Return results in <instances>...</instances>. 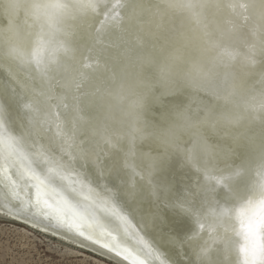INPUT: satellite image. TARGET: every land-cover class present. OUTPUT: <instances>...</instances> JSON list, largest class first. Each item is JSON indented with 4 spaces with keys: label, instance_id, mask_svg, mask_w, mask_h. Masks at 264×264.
<instances>
[{
    "label": "bare ground",
    "instance_id": "obj_1",
    "mask_svg": "<svg viewBox=\"0 0 264 264\" xmlns=\"http://www.w3.org/2000/svg\"><path fill=\"white\" fill-rule=\"evenodd\" d=\"M96 1V12L75 22L57 67L45 75L32 67L0 70V92L25 122L33 120L38 151L74 160L99 196L117 199L133 223L152 232L155 239L147 238L162 259L185 264L168 239L176 235L170 224L184 221L187 229L177 238L184 242L194 214L245 197L264 169V4ZM243 14L247 26L240 30ZM7 27V19L0 22ZM227 54L235 60L228 62ZM46 120L60 127L65 142L50 136ZM4 193L0 187V219L128 264L55 222L9 213ZM213 264H224L221 251L213 253Z\"/></svg>",
    "mask_w": 264,
    "mask_h": 264
},
{
    "label": "snow or ice",
    "instance_id": "obj_2",
    "mask_svg": "<svg viewBox=\"0 0 264 264\" xmlns=\"http://www.w3.org/2000/svg\"><path fill=\"white\" fill-rule=\"evenodd\" d=\"M260 2L264 4V0ZM231 6L235 11L237 5ZM246 7L239 5L241 10ZM95 9L96 0H0V12L8 20V27L0 29V70L12 73L17 65H35L37 73H50L69 52L68 40L75 22ZM20 15L24 19L22 28L16 24ZM260 16L264 19V11ZM11 90L15 92V86ZM32 126L31 117L25 122L0 92V187L5 190L4 207L9 213L55 222L56 226L67 228L128 264H173L170 259H162L163 254L152 242L155 239L152 232L133 223L117 199L99 196L75 171L74 160L38 151L32 141ZM101 213L103 220L99 218ZM241 225L244 259L248 264H264V205L250 203ZM170 227L176 235L168 239L177 245L185 264H193L190 251H184L189 250L185 241L177 239L187 225L183 220H175ZM218 235L219 232L203 233L196 239L210 248ZM234 245L229 239L222 251L225 264H235Z\"/></svg>",
    "mask_w": 264,
    "mask_h": 264
},
{
    "label": "clouds",
    "instance_id": "obj_3",
    "mask_svg": "<svg viewBox=\"0 0 264 264\" xmlns=\"http://www.w3.org/2000/svg\"><path fill=\"white\" fill-rule=\"evenodd\" d=\"M5 19L7 18L0 12V22ZM23 23V16H18L16 18L17 26L22 28ZM17 67L25 68L22 65H17ZM31 67L35 69V65ZM221 83H226V78H221ZM217 186L225 187L227 191V187L223 185L222 181H217ZM250 203L264 205V169L256 173L255 179L247 188L245 197L236 198L230 204L214 203L212 207L204 212L203 217H201L200 213L194 214V228L190 236L191 239L185 240V245L189 248L190 254L194 258L193 264H212L213 253L217 250L221 252L225 250L229 239L235 242L232 249L237 257L235 264H248V261L244 259L241 253L244 237L241 220ZM205 232H211L213 235L219 232L210 248L196 239V237Z\"/></svg>",
    "mask_w": 264,
    "mask_h": 264
},
{
    "label": "rangeland",
    "instance_id": "obj_4",
    "mask_svg": "<svg viewBox=\"0 0 264 264\" xmlns=\"http://www.w3.org/2000/svg\"><path fill=\"white\" fill-rule=\"evenodd\" d=\"M88 56H91L88 53ZM0 264H113L22 224L0 219Z\"/></svg>",
    "mask_w": 264,
    "mask_h": 264
},
{
    "label": "water",
    "instance_id": "obj_5",
    "mask_svg": "<svg viewBox=\"0 0 264 264\" xmlns=\"http://www.w3.org/2000/svg\"><path fill=\"white\" fill-rule=\"evenodd\" d=\"M96 5H97V1H96ZM96 12V10L95 11H93V12H89V13H95ZM245 20H246V15L245 14H243V16H241V18H240V20H238V22H240V24H238V26H240L241 28H240V30H244L245 29V27L247 26V23H245ZM242 22H243V24H242ZM245 26V27H244ZM254 32H256V31H254L253 29H252V32H251V34H250V38H252L253 36L255 37V34L256 33H254ZM258 34V36H260L261 37V34H259V33H257ZM251 40H253V39H251ZM254 40H256V39H254ZM249 48H250V44H249ZM224 52V51H223ZM222 53V52H221ZM226 57H227V59H228V62L230 61H233V60H235V56H233V55H226ZM253 56L252 55H250L249 56V58H252ZM253 59V58H252ZM251 59V61H250V64H249V66L253 63V60ZM32 71L34 72V74H39V73H37V71H36V69H34L33 70V68H32ZM41 75V74H40ZM54 82H56V81H54ZM53 98H55V97H53ZM19 103H20V108H22L23 107V105H22V103L19 101ZM58 108H60V107H58ZM27 112V111H26ZM41 112V111H40ZM40 112H39V114H40ZM46 124H48V127L51 129H53L52 130V133H51V135L50 136H52V137H54L55 139H58V136L59 137H63V142H65V137H64V135H62L61 134V129H60V127H57V128H55V126H53V124L51 123V121H48V120H46V122H45ZM56 129V130H55ZM63 145L64 146H69L70 144H68V143H63ZM75 169V168H74ZM75 171L76 172H78L76 169H75ZM222 188V187H221Z\"/></svg>",
    "mask_w": 264,
    "mask_h": 264
}]
</instances>
